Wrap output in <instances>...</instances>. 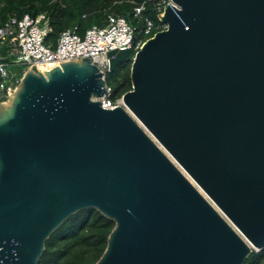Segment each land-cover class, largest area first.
<instances>
[{"label": "water", "instance_id": "water-1", "mask_svg": "<svg viewBox=\"0 0 264 264\" xmlns=\"http://www.w3.org/2000/svg\"><path fill=\"white\" fill-rule=\"evenodd\" d=\"M104 108L88 57L28 68L0 99V264H38L95 208L93 264H243L264 247V0H172Z\"/></svg>", "mask_w": 264, "mask_h": 264}, {"label": "built area", "instance_id": "built-area-1", "mask_svg": "<svg viewBox=\"0 0 264 264\" xmlns=\"http://www.w3.org/2000/svg\"><path fill=\"white\" fill-rule=\"evenodd\" d=\"M128 1L133 5L132 16L142 22L139 36L135 35L136 26L129 23L124 15L108 10L103 25L92 24L80 30L79 25L74 24L59 33L53 46L46 42L50 26L44 12L35 16L29 13L7 16L0 24V99H5L7 92L15 89L28 68L40 71L58 61L88 57L102 73L105 83V92L92 96V99L101 101L104 108L124 106L122 95L116 100L110 98L111 87L105 82L106 73L110 71L108 52L116 48L136 51L148 37L167 26L160 20L155 23L144 14L147 1ZM152 2L160 14L167 4L173 3L172 0ZM14 65L20 67V72L10 69Z\"/></svg>", "mask_w": 264, "mask_h": 264}, {"label": "trees", "instance_id": "trees-1", "mask_svg": "<svg viewBox=\"0 0 264 264\" xmlns=\"http://www.w3.org/2000/svg\"><path fill=\"white\" fill-rule=\"evenodd\" d=\"M134 1H147L144 14L159 22L160 13L152 0ZM132 7L128 0H0V24L11 14L35 16L44 12L50 26L46 42L54 46L62 30L74 24L79 25L80 30L92 24L103 25L108 10H113L135 25V35L139 36L142 22L132 16ZM131 62L130 58L118 62L109 76H105L106 84L111 87V99L116 100L131 89ZM113 227L114 221L97 209H81L67 217L46 239L38 264H93L104 251ZM243 264H264V247L252 251Z\"/></svg>", "mask_w": 264, "mask_h": 264}, {"label": "rangeland", "instance_id": "rangeland-1", "mask_svg": "<svg viewBox=\"0 0 264 264\" xmlns=\"http://www.w3.org/2000/svg\"><path fill=\"white\" fill-rule=\"evenodd\" d=\"M1 49L3 50V48L1 47ZM135 51H133V53H134ZM10 58V57H9ZM10 69H12V70H14V71H16V72H20V67L18 66V65H14L13 67H11ZM109 72L110 71H108L107 73H106V75H107V77L109 76Z\"/></svg>", "mask_w": 264, "mask_h": 264}]
</instances>
